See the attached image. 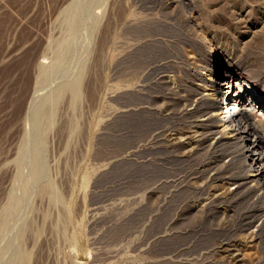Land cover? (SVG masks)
Returning <instances> with one entry per match:
<instances>
[{
    "label": "rangeland",
    "instance_id": "rangeland-1",
    "mask_svg": "<svg viewBox=\"0 0 264 264\" xmlns=\"http://www.w3.org/2000/svg\"><path fill=\"white\" fill-rule=\"evenodd\" d=\"M91 1L0 0V264H264V233L246 226L259 203L229 195L244 168H230L217 135L179 123L155 137L120 119L136 54L121 39L145 37H132L120 0ZM158 1L124 8L141 26L190 31L193 17L199 63L261 86L264 0H190L191 12ZM153 82L126 103L148 105Z\"/></svg>",
    "mask_w": 264,
    "mask_h": 264
},
{
    "label": "bare ground",
    "instance_id": "bare-ground-1",
    "mask_svg": "<svg viewBox=\"0 0 264 264\" xmlns=\"http://www.w3.org/2000/svg\"><path fill=\"white\" fill-rule=\"evenodd\" d=\"M88 1L89 0H87V2ZM120 2V14L122 18L121 20H123L122 22H124L128 26L129 24H131L132 28L131 30H128H130L132 37H141V39L145 37L142 41L140 40V43L139 39L138 42L131 43L129 41H131L132 39L130 40L127 36H121V42L125 46L127 44H130L129 47H131L133 51H136V54L134 63L135 68L133 70L134 75L131 77V79L129 78V80L126 79L124 83L122 82L118 90V92L120 91V96L123 98L122 100L125 101V103L122 104L120 110H118L120 119H123V122H128V124L131 123V125L134 126L135 124H138L142 119L145 125L151 127V131L153 132L155 137L159 136V131H157L159 128L161 129L162 127H165V125L172 127L179 123H189L190 126L192 125V127L200 125L204 130V133L208 129L211 134L217 135L215 139L216 142L227 147L229 152H233V154L230 156V168L233 167L235 163L244 168V171L242 170L243 175L232 179L235 185L230 189L231 191L228 193L235 198L251 195L253 197L252 199L256 203H259V205L254 208V212H250L246 215V217L252 216L254 218L250 221H247L246 226L250 228L254 226L255 229L252 228V230H249V232L254 233V236L255 234H260L262 232L264 233V218L261 219L260 224L255 223V221L258 220L259 217L264 216V118H261L264 113V100L261 99L262 94L260 92V90L264 89V78L261 81L262 84L261 86H259V88L257 87L258 84H253L254 80L246 78V76L242 73L234 72L231 66L226 65L223 62L220 63L219 61H217L213 62V64L210 65L200 64L199 58L201 55L199 54V51H201L203 46V38L200 36L198 29L195 30L198 27V23L193 17H190V19L189 17L185 16V18L183 19V21L187 20V23H193L191 25L194 26V29L192 27L190 31L183 30L182 28H180L181 26H179L178 23L177 25H169V23L165 24L166 22L158 23V21H155L154 18L153 19L155 23L153 26H150V23H148L149 25L147 24L144 26L143 24V26H141V24L137 23V21H140V19L137 20L139 18V15L137 17L135 13L129 12L127 10L125 11L124 3H126V0H120ZM182 4H184V6L188 8V12H191L195 9V6L190 3V0H169L166 3L165 7L179 8L183 6ZM178 16L177 19L180 17ZM153 19H151V21H153ZM179 21H182L181 18ZM173 23H175V21ZM72 24L70 25L72 26ZM156 30H160V32H162V36H160L161 38H155V35L153 36L152 32L155 31L156 34ZM163 32L167 34L169 38H162L164 34ZM188 47H191V49L193 48L194 50H191ZM139 67H141L140 70H137L139 69ZM137 71H139L140 75L137 73ZM254 74L258 76L259 73L255 71ZM151 75L153 77L154 84L152 86L151 83L150 87H153V91L151 90V94L146 97L148 105L142 106L141 104V107L137 108L135 106L136 100L131 103H126L127 100H134V98H136L143 87L142 82ZM147 83L149 84V82ZM75 87L78 86L76 85ZM150 87L148 89H151ZM138 100L137 103L140 102H138ZM160 100L161 104H159ZM229 103L234 109L231 114L226 110ZM138 105L140 104H137V106ZM138 113L141 114L138 115ZM257 116L259 117V119H257ZM207 122H210V124H208ZM141 123H139V125ZM163 130L161 131V133L163 132ZM201 133H203L202 130ZM203 135L204 134H202V138ZM201 142L202 140L200 141V143ZM173 146L180 147L181 145L180 143H175ZM202 146L203 144L201 145V147ZM26 155L28 154L26 153ZM254 205L256 204L254 203Z\"/></svg>",
    "mask_w": 264,
    "mask_h": 264
},
{
    "label": "built area",
    "instance_id": "built-area-1",
    "mask_svg": "<svg viewBox=\"0 0 264 264\" xmlns=\"http://www.w3.org/2000/svg\"><path fill=\"white\" fill-rule=\"evenodd\" d=\"M233 110H234V109H233V108L231 107V105H230L229 108L227 109V112L231 114V113L233 112ZM234 112H236V111H234Z\"/></svg>",
    "mask_w": 264,
    "mask_h": 264
}]
</instances>
